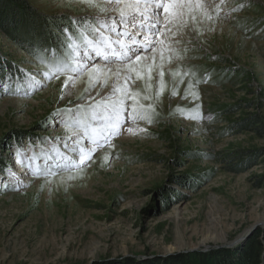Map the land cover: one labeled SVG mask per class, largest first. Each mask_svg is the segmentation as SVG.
Segmentation results:
<instances>
[{
  "label": "rangeland",
  "instance_id": "374dc122",
  "mask_svg": "<svg viewBox=\"0 0 264 264\" xmlns=\"http://www.w3.org/2000/svg\"><path fill=\"white\" fill-rule=\"evenodd\" d=\"M24 1L48 22L36 29L24 18L14 37L0 27V264H179L182 254L201 264L199 254L236 259L252 240L264 246V133L252 127L264 125V0H203L133 74L130 91L152 106L151 122L128 123L134 133L47 179L16 161L50 164L57 138L74 131L53 114L104 95L120 65L97 61L108 87L90 94V71L18 92L24 71L43 79L40 57H64L65 28L78 40L74 21L108 14L106 0Z\"/></svg>",
  "mask_w": 264,
  "mask_h": 264
},
{
  "label": "snow or ice",
  "instance_id": "6c2138e0",
  "mask_svg": "<svg viewBox=\"0 0 264 264\" xmlns=\"http://www.w3.org/2000/svg\"><path fill=\"white\" fill-rule=\"evenodd\" d=\"M213 2L215 3V0ZM223 3L224 0H219V4ZM219 4L216 5L217 8ZM106 5L107 7L101 8L100 11L108 13L107 15L83 17L82 24L74 21L80 37L78 40L67 28L63 30L71 41L65 45L63 58L53 62L39 58V63L47 67L46 71L39 72L43 79L24 71L23 82L17 81L18 92L24 87L36 91L43 87L45 81L59 78L66 72L81 75L90 71L93 73L88 88L90 94L97 85L101 90L108 87V79L102 78L105 68L97 61H103L104 66L120 65L115 73H112L111 88L104 95L96 92L95 96L86 97L89 101L87 106L78 104L75 108L58 109L53 114L66 128L70 127L74 131L64 138H57L58 141L62 139V148L54 146L53 151L48 153L50 164L46 161L42 167L34 168L32 158L25 157L16 161L22 164L25 159L28 161L25 164L26 175L47 179L60 171L73 172L86 166L97 149L109 145L122 130L134 133L137 129L127 127L128 123H135L139 119L151 122L147 113L152 106L138 103L137 97L130 91L129 86L134 83L133 74L140 78L137 68L140 67L142 57L146 60L145 53L155 54L157 47L165 44L167 33L171 31L172 26L186 23L189 17L194 20L195 14L203 10V0H106ZM208 19H211V16H208ZM92 20L96 23L92 24ZM161 35H164L165 39H161ZM52 55H55L54 50ZM107 71L111 73V69ZM163 76V71H160L161 91ZM147 78L151 79L150 72ZM73 82V77L64 81L61 99H64V89L72 87ZM20 155L17 153V156ZM107 159L106 156L105 160Z\"/></svg>",
  "mask_w": 264,
  "mask_h": 264
},
{
  "label": "trees",
  "instance_id": "16d2710c",
  "mask_svg": "<svg viewBox=\"0 0 264 264\" xmlns=\"http://www.w3.org/2000/svg\"><path fill=\"white\" fill-rule=\"evenodd\" d=\"M22 12L24 13L22 14ZM39 17L41 16L38 12H36L35 9L24 0H0V27L10 36H13L12 30L16 28L18 29L16 33L19 34L20 31L18 26L21 25L24 18H26L27 22H29L33 28L37 29L41 27L47 29L46 23L48 21L45 19H39ZM56 27L60 29L62 28L59 24H57ZM254 117L257 119V116ZM252 127L259 131V133H264V125H256L254 123ZM232 256L233 255H231L229 250H219L210 255L199 254L198 260L201 264H261L263 263L262 258L264 257V246L259 240H252L239 252L236 259ZM178 259L177 262L179 264H193V261L190 260L188 254H182ZM174 260L175 259H172L170 260L171 262L168 263L173 264Z\"/></svg>",
  "mask_w": 264,
  "mask_h": 264
},
{
  "label": "water",
  "instance_id": "95a60500",
  "mask_svg": "<svg viewBox=\"0 0 264 264\" xmlns=\"http://www.w3.org/2000/svg\"><path fill=\"white\" fill-rule=\"evenodd\" d=\"M203 246H205V245H203ZM209 246H207L206 248H208ZM196 248H198V247H195V248H193V249H196ZM185 252V251H184Z\"/></svg>",
  "mask_w": 264,
  "mask_h": 264
}]
</instances>
